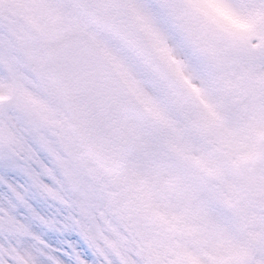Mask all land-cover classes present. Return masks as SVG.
Here are the masks:
<instances>
[{"label":"snow or ice","instance_id":"obj_1","mask_svg":"<svg viewBox=\"0 0 264 264\" xmlns=\"http://www.w3.org/2000/svg\"><path fill=\"white\" fill-rule=\"evenodd\" d=\"M216 4L243 27L196 5L224 47L197 65L195 91L153 78L119 46L92 41L117 67L128 64L127 76L161 106L142 112L140 127H126L127 140L98 152L87 172L76 166L54 177L0 149V264H264V0ZM69 7L99 15L107 6ZM40 34L34 63L45 66L48 95L37 99L10 70L0 73V107L44 111L81 90L80 70L58 66L56 35L47 25Z\"/></svg>","mask_w":264,"mask_h":264},{"label":"rangeland","instance_id":"obj_2","mask_svg":"<svg viewBox=\"0 0 264 264\" xmlns=\"http://www.w3.org/2000/svg\"><path fill=\"white\" fill-rule=\"evenodd\" d=\"M138 1H135V5ZM128 3L135 13L136 10L141 12L137 9L138 5L135 9L130 0ZM7 4L6 8H0V49L10 51L11 55L9 60L0 56V73L15 71L29 85V90L37 99H44L48 95L44 79L45 66L34 63L45 44L40 34L44 25L48 26L56 38L83 27L97 43L102 40L107 48L119 46L131 53L109 33L100 30L69 7V0H46L43 5L36 0V3L27 6L22 5L20 0H7ZM197 4L212 5L221 19L243 27L242 22L232 14L228 20L225 17L226 9L217 5L216 0H147L141 5L146 10H149V5L155 6L157 15L145 9L144 16L137 14L141 26L159 54L189 91L198 88L197 65L209 63V52L205 50L224 47L219 29L211 19L203 15V11L196 7ZM175 37H179L182 43L178 44ZM128 67L126 64L119 67V70L137 96L148 109L159 108L160 101L154 94L136 84L139 77L127 76ZM142 67L153 78L159 79L148 67ZM128 127L138 129L140 121L129 119ZM5 148L14 151L24 164L46 168L54 177L57 172L64 174L76 166L79 171L87 172L85 164L91 162L73 135L72 123L62 102L46 106L44 111H31L21 105L0 107V149Z\"/></svg>","mask_w":264,"mask_h":264},{"label":"water","instance_id":"obj_3","mask_svg":"<svg viewBox=\"0 0 264 264\" xmlns=\"http://www.w3.org/2000/svg\"><path fill=\"white\" fill-rule=\"evenodd\" d=\"M100 2L107 6L105 10L99 15H85L100 27L115 34L143 60L146 53H150L147 64L161 78L180 85L148 42L123 0ZM58 41V66L65 73L79 69L82 76L81 90L73 101L65 100L64 103L73 118L76 139L86 155L94 161L98 152L92 148L93 142L114 147L113 142L126 141L125 116H140L145 111L112 64L94 47L85 33L76 31ZM68 62H71V66Z\"/></svg>","mask_w":264,"mask_h":264}]
</instances>
